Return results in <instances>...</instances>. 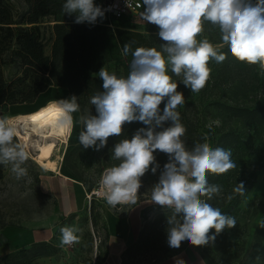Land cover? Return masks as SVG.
I'll return each mask as SVG.
<instances>
[{"label": "clouds", "instance_id": "1", "mask_svg": "<svg viewBox=\"0 0 264 264\" xmlns=\"http://www.w3.org/2000/svg\"><path fill=\"white\" fill-rule=\"evenodd\" d=\"M142 5L141 19L156 25L157 35L164 42L159 50H133L130 43H125L122 54L132 56L126 77L101 67L97 75L103 81V91L90 98L95 115L88 111L74 121L73 114L80 111V104L73 95L50 100L31 119L52 124L65 133H70L78 122L82 125L80 145L96 151L107 145L109 137L121 136L126 123H142L145 127L138 128L130 139L120 140L111 150V160L119 163L103 170L98 195L112 207L136 204L141 177L160 169L154 153H164L167 162L151 188V202L172 210L167 217V243L174 249L185 240L193 246L208 245L222 231L235 227L237 220L207 202L223 191L221 185L208 182L207 174H224L237 164L231 149L213 148L206 137L204 142L186 145L182 139L186 128L177 110L184 105L185 97L177 91L178 82L198 93L210 78L209 61L221 63L226 59V54L219 51L220 45L208 38L198 39L205 22L218 29L221 45H227L236 60L259 65L264 74V0H142ZM62 11L75 15L77 24H95L105 15L94 0H65ZM17 136L18 129L9 118L0 116V165H10L20 179L27 175L23 165L29 157L25 147L16 142ZM232 191L244 196V182L236 183ZM233 198L227 197L228 201ZM212 229L215 232L210 234ZM78 232L75 226L61 227V246L79 243Z\"/></svg>", "mask_w": 264, "mask_h": 264}, {"label": "rangeland", "instance_id": "2", "mask_svg": "<svg viewBox=\"0 0 264 264\" xmlns=\"http://www.w3.org/2000/svg\"><path fill=\"white\" fill-rule=\"evenodd\" d=\"M94 2L97 1L94 0ZM4 3L16 20L28 8L25 0H4ZM52 19H42L39 22L44 52L47 55H50L53 38L52 23L54 21ZM104 20L107 22H100V26L110 31L115 27L139 31L152 41V48L157 50L160 44L164 43L157 35L159 29L156 25L134 20H113L112 18L109 20L106 17ZM112 36L110 34L107 36L111 58L102 67L105 66L110 72H116L118 76L126 77L132 56L131 54L123 55L122 49L114 45ZM99 70L93 73L98 79H100L97 75ZM20 71L18 60L1 67L5 80L14 78L20 74ZM178 79L180 80V77ZM194 94L196 93H192V97ZM70 97L66 88L50 85L32 102L0 105V116L8 117L12 123V116L31 111L49 99ZM77 97L79 103L81 99ZM88 97L86 95L83 98L85 103L89 102ZM194 111L189 106V116L195 120L197 116ZM80 115H82L80 111L74 113V121H78ZM210 124L219 125L220 120L208 119L204 126L203 131L207 142L212 146ZM81 130L82 125L78 122L74 123L68 143L55 151L53 157L61 154V159L57 160L60 173L55 168H44V160L34 155L33 148L25 145L24 139L19 135L15 138L16 142L21 143L28 152L29 158L23 165L27 168V175L17 179L10 165H0V230L4 226L26 228L48 224L53 228V234L46 241L32 243L9 252L16 255L8 259H5V254L1 255L0 264H100L103 260L106 236L101 209L108 207L117 213L135 205L142 206L140 230L159 214L171 210L151 202V188L158 182L160 171L167 162L166 154L159 151L154 153L160 169L156 174L149 171L141 177L142 186L138 191L136 204L127 203L112 207L98 195L96 190L103 170L119 163L111 160V150L116 143L126 138H119L116 142L108 138L107 145L99 151L94 148L84 149L78 140ZM185 142L189 147L188 142L186 140ZM243 158L245 160L243 171L251 173L252 178L238 209L231 214L236 218L237 225L231 229H225L216 236L214 242L206 245L209 251L208 260L214 263L264 264V227H262L264 225V131L260 137L249 142ZM67 165L73 166L74 175L67 170ZM77 187L82 192L81 203L76 200L75 188ZM92 191L93 194L89 199L87 195ZM63 226H75L80 229L77 233L80 238L79 243L61 246L60 228ZM214 232L215 230L212 229L210 234ZM148 244L149 248L139 249L132 256H128L124 264H152L174 250L167 243V232L159 234L156 240L150 237Z\"/></svg>", "mask_w": 264, "mask_h": 264}, {"label": "trees", "instance_id": "3", "mask_svg": "<svg viewBox=\"0 0 264 264\" xmlns=\"http://www.w3.org/2000/svg\"><path fill=\"white\" fill-rule=\"evenodd\" d=\"M25 2L27 11L16 20L4 0H0V105L32 102L52 85L66 88L71 96H79L82 115L88 111L95 115V106L90 104V100L85 103L83 98L86 95L91 98L96 92L103 91V81L93 73L111 58L108 34L113 35L114 45L119 49H123L125 43H130L133 50L137 47L152 48V41L137 30L115 27L110 31L100 26V22H107L105 17L110 20L106 15L102 19L98 18L95 24L75 23V15L62 11L65 0ZM94 3L98 5L97 2ZM49 18H53L54 22L50 55H47L44 52L39 22ZM202 38H208L213 44H221L218 29L210 22H205L204 32L198 39ZM219 51L226 54V59L221 63L209 61L210 78L205 87L193 97L191 90L178 82L177 91L184 94L185 103L178 106L177 110L181 123L186 128L183 138L189 147L196 142H204L206 135L203 130L208 119L220 120L219 125L210 124L212 147L231 149L232 160L237 167L224 174H207L210 184L221 185L223 189L220 195L207 202L219 208L222 213L231 215L238 209L243 198L234 194L233 188L236 183L243 181L247 190L252 178L251 173L243 171L244 151L249 142L260 137L264 131V74H261L259 65L236 60L227 45H220ZM15 60L20 63V74L5 80L1 67ZM169 74L171 75L170 71ZM173 79L179 81L176 76ZM189 106L195 110V120L189 116ZM163 107L162 102L161 111ZM140 127L145 126L135 121L126 123L121 136L109 138L113 142L119 138H130ZM67 170L74 175L72 165H67ZM229 195H234L231 201L227 199ZM171 212L172 210L159 214L140 230L136 239L122 251L123 264L128 256H132L139 249L149 248L150 237L156 240L159 234L167 232V217ZM187 245H191L190 242L182 241L181 246L175 248L171 254ZM193 247L207 262H211L208 260L209 251L206 245ZM13 255L16 253H7L4 257L8 259Z\"/></svg>", "mask_w": 264, "mask_h": 264}, {"label": "crops", "instance_id": "4", "mask_svg": "<svg viewBox=\"0 0 264 264\" xmlns=\"http://www.w3.org/2000/svg\"><path fill=\"white\" fill-rule=\"evenodd\" d=\"M76 200L82 202V192L75 188ZM124 206V205H123ZM142 206L135 205L122 212L115 213L108 207L101 209V219L105 223V243L103 260L100 264H123L121 253L133 242L141 227L140 210ZM53 234L50 225L31 226L26 228L4 226L0 230V256L29 244L46 241ZM216 264L207 262L192 246L187 245L178 252L164 256L152 264Z\"/></svg>", "mask_w": 264, "mask_h": 264}, {"label": "bare ground", "instance_id": "5", "mask_svg": "<svg viewBox=\"0 0 264 264\" xmlns=\"http://www.w3.org/2000/svg\"><path fill=\"white\" fill-rule=\"evenodd\" d=\"M50 100L56 99H49L31 111L12 116V124L18 129V135L24 139L25 145L31 146L35 151L34 155L44 160L43 167L46 169L55 168L60 173L57 160L61 159V154L53 156L55 151L60 150L68 143L72 131L65 133L52 124H44L31 119L34 114L46 107Z\"/></svg>", "mask_w": 264, "mask_h": 264}, {"label": "built area", "instance_id": "6", "mask_svg": "<svg viewBox=\"0 0 264 264\" xmlns=\"http://www.w3.org/2000/svg\"><path fill=\"white\" fill-rule=\"evenodd\" d=\"M97 4L105 10V15L112 19L134 20L136 22L151 24L144 22L140 17L143 11L142 0H96ZM93 191L87 195L91 199Z\"/></svg>", "mask_w": 264, "mask_h": 264}]
</instances>
